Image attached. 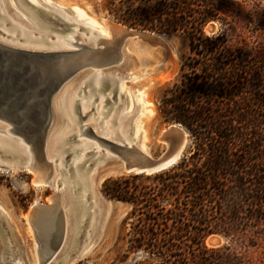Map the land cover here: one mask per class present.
<instances>
[{
	"label": "trees",
	"instance_id": "trees-1",
	"mask_svg": "<svg viewBox=\"0 0 264 264\" xmlns=\"http://www.w3.org/2000/svg\"><path fill=\"white\" fill-rule=\"evenodd\" d=\"M129 1L143 16L130 25L180 29L190 41L187 72L160 104L164 120L188 132L187 152L151 174L149 188L103 183L106 195L131 204L128 249L141 252L133 264H251L241 249L264 242V56L234 46L225 31L203 33L211 19L226 23L219 14L231 0ZM211 233L228 242L206 245Z\"/></svg>",
	"mask_w": 264,
	"mask_h": 264
},
{
	"label": "rangeland",
	"instance_id": "rangeland-1",
	"mask_svg": "<svg viewBox=\"0 0 264 264\" xmlns=\"http://www.w3.org/2000/svg\"><path fill=\"white\" fill-rule=\"evenodd\" d=\"M231 1L232 4L227 7L229 9L228 12L219 14L226 23L222 24L220 18L211 19L203 26V33L212 36L225 31L227 38L234 46L241 47L250 54L264 56V28L254 29V24L259 22L264 24V0ZM42 2L62 11L66 10L69 12L73 10L84 20L89 19L90 21L87 22L98 33L94 34L93 38L108 34V27L103 21L108 19L129 29L154 33L166 43L168 52L163 47L151 46L135 38L126 39L121 50L115 47L117 52L123 54V60L115 62L116 64L112 66L108 65L105 69L100 68V70L104 69L105 72L113 71L118 75L119 89L121 93H124L123 95H125L127 102L124 103V100L119 99V101H115L116 103L111 104L107 100L102 110L111 109L104 114H97V117L102 118V123H105L106 126L111 125L107 127L109 136L114 134V130H117L120 126L116 124V121L121 124L125 120V118L120 120L118 116L128 105L127 112L134 111V113L127 126V134L129 131L134 132L139 138V145L145 151H148L151 156L159 155L166 145L158 140V134L168 124L175 123L164 120L160 112L161 99L166 89H171L175 84H180L183 74L187 72L185 68H182L184 58L190 54V41L187 33L180 29L176 31H150L140 26L134 27L130 25L131 23L135 25L143 23V16H139V9H136V3H131L129 0H42ZM21 3L22 5L19 6L23 8L22 12L26 16L31 20H36L39 24L44 23L38 14L28 9L30 7L24 0H21ZM7 9L10 11L9 15L11 17L17 20L20 19L11 9ZM44 20L46 22V19ZM209 25L213 26V30L210 31L208 29ZM7 26L9 27V24ZM0 28H2V25H0ZM232 28L236 32H233ZM59 29L54 28L55 32H52V34L57 36L58 33L56 32H60ZM77 35L80 39H83L82 41L79 39V42L85 43V39L90 37L91 33L81 29L77 31ZM1 38L5 37L0 35ZM5 40H11V36ZM16 40L18 39L15 38L11 42L14 43ZM21 42H24V40ZM111 88L112 86L101 89L99 91L100 97L104 98L107 95L109 98L112 96L113 93H110ZM84 98H86V95ZM90 98H93V96H90ZM83 100L85 101L86 99ZM97 102L98 98L92 104L94 109L89 111L83 122H88L87 124L93 126L95 128L94 131L98 134L97 120L94 119V112L99 109ZM118 103L122 105L119 106L115 118L109 121L113 114V107ZM183 129L185 130L184 127ZM185 132L187 134V143L182 156L187 152L190 144L189 134L186 130ZM81 138L85 139L84 136ZM77 144L75 143V145ZM110 163H113V161L108 159L105 164ZM116 179H120L122 184H126L131 189L134 187L137 189L142 187L149 188L156 184V180L153 179L151 174H107L101 178L97 184L98 197L101 201L91 204L90 210L95 208V211L88 219L85 220L83 216L80 217L83 222L80 223L82 226L78 233V241L85 240L92 223L99 218L97 230L94 237H92L90 248L86 254L73 264H133L134 257L138 254L141 255L140 251H130L128 249V239L133 222V218L129 217L131 204L106 195L103 189V183L106 180L114 181ZM110 184H113L112 181ZM54 192L55 188L53 187L35 185L33 183V173L30 171L23 169L6 171L0 167V252L8 244L13 246L19 257L28 259L30 263L38 264L37 250H41V243L37 235V224L36 220L30 221L27 214L33 205H51V195ZM67 196L65 191H61L57 204L59 210L65 212V214L68 213L67 208L69 207ZM98 205L101 212V214H98L99 217L97 216L99 212L97 209ZM121 208H124V212L118 216V211ZM57 211L58 209L55 207L52 214L57 215ZM213 234L221 238L222 244L228 242L222 235L211 233L205 238L206 245H208L206 242L207 238ZM234 245L239 248L237 243H234ZM241 251L251 264H264L263 241H258L254 246L244 247Z\"/></svg>",
	"mask_w": 264,
	"mask_h": 264
},
{
	"label": "bare ground",
	"instance_id": "bare-ground-1",
	"mask_svg": "<svg viewBox=\"0 0 264 264\" xmlns=\"http://www.w3.org/2000/svg\"><path fill=\"white\" fill-rule=\"evenodd\" d=\"M24 2L30 7L28 8L33 13L38 14L44 23H38L36 20H31L28 16H26L22 11L19 5H22L21 0H0V35L5 38H1L0 40L16 46L35 48V49H62L68 48L75 43L79 42V37L77 35V31L84 29L85 32L89 31L91 36L88 37L85 43L89 48L95 50L91 53H100L103 52L101 47H106L105 52H109V50H113L115 52V47H118L121 50L124 42L128 38H135L142 42L148 43L151 46L163 47L166 48V43L160 39L158 41L152 39H140L137 36H130L127 34L129 29L122 24H118L112 21L103 20L107 25L108 34L103 35L98 38H93L96 31H94L91 24L83 18L79 17L75 11L71 10L67 12L66 10H59L47 5L42 0H24ZM24 5V4H23ZM25 6V5H24ZM19 7V8H18ZM26 7V6H25ZM11 9L15 14L19 16L20 19H14L9 15V10ZM21 9V10H20ZM46 19V22L45 20ZM54 20V21H53ZM59 22L65 23L68 26L60 25ZM59 23V24H58ZM9 24V27L7 26ZM57 27V28H56ZM60 29H59V28ZM55 29H59L60 32L58 35L52 34ZM134 30V29H133ZM206 30H208L206 28ZM46 31V32H45ZM67 31V32H65ZM149 33V31H144ZM151 33V32H150ZM86 34V33H85ZM153 36H157L154 33H151ZM11 36V40L18 39L16 41L11 42V40H5L6 38ZM24 42H21L23 41ZM81 41L83 39H80ZM104 45V46H103ZM119 53V52H118ZM105 53H102V56ZM123 60V54L119 53L118 61ZM174 61V60H173ZM117 62V61H115ZM107 64L95 65L91 66L86 71L81 72L79 75L73 77L72 80L65 83L63 85L62 91L58 98H55L54 107L57 111L56 115V123L59 126L58 122L63 123L62 128L56 133V135L48 140L46 147V156L51 161V171L54 177L55 182V190L56 192L61 193V191H65L67 193V201L69 203V207L67 208V214L65 212L59 210V207L55 203L53 196L51 197L52 204L49 206H42L45 208H50L53 205L58 209L57 215L51 213L54 217L60 218V223L63 230V238L61 242V252L64 257H57L56 259H52V261L57 264L59 260H64L63 264H65V260L67 259V252L77 251V256H84L91 245L92 237L97 230V225L99 222V218L92 223L91 228L88 232L85 240L78 241V233L80 232L81 224L83 220L80 218L81 216L84 219H88V217L95 211V208L90 210V206L93 203L99 202V191L97 189V184L101 178L105 175L110 174L107 173L109 170H114L116 166V162L105 164L106 158H109L111 152L107 149H103L100 145L99 140L96 137H104L108 139H112L119 143L125 142L129 145L134 143L138 149H140L143 153L151 156L148 151H145L138 143V136L134 134V132L129 131L127 134V126L132 119V115L134 111L127 112V106L122 112L119 114V119L125 120L120 124L116 121L117 125H120L119 128L114 130V134L109 135L107 133V127L105 123H102V118L97 117V114H104L106 111H109L111 108H108L106 111H103V107L105 102L108 100L111 104L116 103L115 101H119V99L124 100V103L127 102V99L124 93L120 92L119 89V77L113 71L105 72L104 69L107 68ZM93 68V70H92ZM100 68H104L100 70ZM72 83V84H71ZM111 87L110 93H113L109 98L104 96V98L100 97L101 89L106 87ZM87 90H85V88ZM116 87V91L114 94L113 88ZM67 88V89H66ZM66 89L65 92H63ZM99 94V95H98ZM86 95V98H84ZM93 96V98H90ZM98 98L97 107L99 108L97 112H94V119L97 120V128L98 134L96 133L95 128L93 126L84 123V119L87 117L89 111L93 110L92 106L93 102ZM83 99H86L85 101ZM78 102L79 110L81 113H85L88 111L82 121L79 119V112H75V104ZM123 103V102H122ZM128 104V103H127ZM121 103L116 104L113 107V114L109 121H112L115 118V114ZM135 109V108H134ZM133 109V110H134ZM60 114V115H59ZM178 125L177 123H175ZM91 128L92 134L87 133L85 126ZM131 126V125H130ZM180 126V125H179ZM163 131V130H162ZM161 131V132H162ZM75 138H72V137ZM85 137V139L81 137ZM70 137V138H69ZM67 138L70 141H67ZM72 138V139H71ZM160 141L162 140L160 135L158 137ZM187 140L186 136L182 139V142L177 150L179 152L182 148V145ZM75 143L77 145H75ZM69 154L68 157H66ZM35 159V158H34ZM32 158L31 150L28 145L21 139V137L13 135L8 131L7 126L0 123V163L8 166H27L30 162H34ZM36 162V161H35ZM92 165H90V163ZM95 165L94 167H92ZM87 168H89L87 170ZM161 171V170H160ZM153 174V173H152ZM33 176V183H34ZM35 184V183H34ZM36 185V184H35ZM38 186V185H37ZM59 196V195H58ZM37 205H33L31 209ZM40 206V205H38ZM98 214H101L99 205ZM96 209V210H97ZM53 211V210H52ZM66 215V216H65ZM27 217L30 221H34V217H31L29 213ZM66 217V219H65ZM99 217V216H98ZM207 244H209V239L206 240ZM11 260L13 259L12 264H35L30 263L27 259L25 263H23V257H19L16 254L13 246L7 244V247L0 252V264L3 263L4 258V250ZM41 250H37L38 264L39 255ZM71 259L67 264H73L78 257ZM51 260V259H50ZM50 260L43 264H50Z\"/></svg>",
	"mask_w": 264,
	"mask_h": 264
},
{
	"label": "water",
	"instance_id": "water-1",
	"mask_svg": "<svg viewBox=\"0 0 264 264\" xmlns=\"http://www.w3.org/2000/svg\"><path fill=\"white\" fill-rule=\"evenodd\" d=\"M59 23L68 26L62 22ZM208 29L213 30V26L209 25ZM144 31L132 29L127 34L132 37L137 36L140 39L160 40L158 36H153L150 32ZM99 49H102L103 52L91 53V50H95L81 43H75L62 49H35L12 45L0 40V123L7 126L8 131L13 135L21 137L29 146L32 158H35L34 162H30L27 166H8L0 163L2 169L6 171L14 169L30 171L33 173L36 185L54 188L51 161L46 156V147L48 140L56 135L62 128L61 124H63L58 122L59 126H57L56 123L55 98H58L65 83L81 72L88 70L91 66L116 64L115 61L119 59L118 52L109 50L107 53L105 46ZM102 53L105 55L102 56ZM113 91L115 94L116 87L113 88ZM74 107L75 112H79V119L82 121L88 111L81 113L78 102ZM179 125L170 123L158 134L166 147L159 155L153 157L143 153L134 143L129 145L125 142L119 143L112 139L96 137L103 149L111 152L105 161L110 159L117 163L114 170H109L107 173L152 174L173 165L182 156L187 143L186 140L181 150L177 152L182 139L185 136L187 138L185 130ZM83 126H85L87 133L92 134L90 127ZM69 138L67 141H70ZM158 140L160 141L159 138ZM68 156L69 154L66 157ZM58 195L59 192L56 190L51 195L56 204L58 203ZM53 206L45 208L37 205L28 211L37 224V235L41 243L40 264L50 259V264H55L52 259L64 257L61 252L63 230L60 218L51 215ZM123 212L124 208H121L118 211V216ZM208 239L210 246L222 245L221 238L216 234L211 235ZM5 251L7 249L4 250V260L1 264H12L13 259L11 260ZM77 255H79L77 251L67 252L65 264ZM139 256L138 254L134 259ZM22 261L23 263L26 262L25 259ZM63 261L59 260L57 264H63Z\"/></svg>",
	"mask_w": 264,
	"mask_h": 264
}]
</instances>
